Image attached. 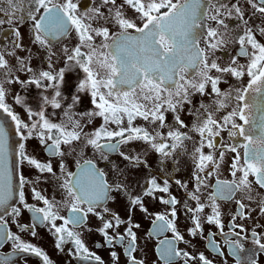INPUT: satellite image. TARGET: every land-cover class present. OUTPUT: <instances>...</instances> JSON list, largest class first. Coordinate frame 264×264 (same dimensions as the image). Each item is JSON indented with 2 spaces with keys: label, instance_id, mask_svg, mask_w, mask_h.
I'll use <instances>...</instances> for the list:
<instances>
[{
  "label": "snow or ice",
  "instance_id": "1",
  "mask_svg": "<svg viewBox=\"0 0 264 264\" xmlns=\"http://www.w3.org/2000/svg\"><path fill=\"white\" fill-rule=\"evenodd\" d=\"M41 230L65 264H264V0H0V264H56Z\"/></svg>",
  "mask_w": 264,
  "mask_h": 264
},
{
  "label": "flooded vegetation",
  "instance_id": "2",
  "mask_svg": "<svg viewBox=\"0 0 264 264\" xmlns=\"http://www.w3.org/2000/svg\"><path fill=\"white\" fill-rule=\"evenodd\" d=\"M25 219H27V214L25 215ZM145 227H147V224H145ZM86 239L88 240L89 246L91 247L92 241L99 239V237L92 235V236H86ZM33 242L38 243L45 250H47L50 256L56 261V264H65L66 258L55 253L52 247L53 242L51 240V237L48 236L45 232L41 230L40 238ZM198 247H200L202 250L203 244L202 243L198 244ZM99 254L102 255L107 260V253L105 251L100 250ZM29 264H39V261L35 258H32L29 260ZM230 264H231V261H230Z\"/></svg>",
  "mask_w": 264,
  "mask_h": 264
}]
</instances>
